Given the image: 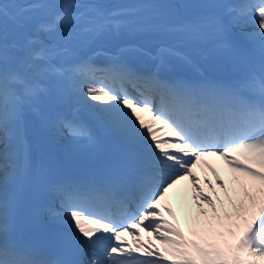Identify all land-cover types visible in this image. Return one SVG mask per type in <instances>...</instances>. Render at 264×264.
<instances>
[{"label": "snow or ice", "instance_id": "6c2138e0", "mask_svg": "<svg viewBox=\"0 0 264 264\" xmlns=\"http://www.w3.org/2000/svg\"><path fill=\"white\" fill-rule=\"evenodd\" d=\"M52 8L58 11L37 27L48 42L25 34L19 44V32L9 41L10 25L22 30L37 13ZM235 10L228 6L226 15ZM176 11L177 6L156 0L116 5L98 0H67L59 5L46 0H0V264H264V0L242 6L231 18V24H247L251 16L258 31L249 37L255 38L257 47L246 62L258 58L260 65L258 73L249 67L245 78L232 85L166 81L157 73L138 72L129 63L128 57L145 55L160 64L169 58L191 63L176 45L161 44L154 53L122 47L104 68L94 66L91 57H78L81 49L98 41L139 33L177 42L211 40L215 50L245 59L223 17L198 16L169 24L167 17ZM10 50L23 55L10 57ZM98 72L105 75L97 77ZM114 79L140 81L158 90L161 109L154 113L150 98L137 101L123 88L115 90L109 84ZM49 80H55L51 87L43 83ZM69 94L84 106L90 120L80 117L79 108L71 115L44 117L45 109ZM25 110L89 151L99 148L97 130L118 135L125 145L101 176L51 182L53 200L46 211L69 224L77 245L91 250L86 261L70 254L49 258L15 239L17 199L9 186L22 183L32 170L24 136ZM144 114L150 119L146 121ZM156 125L166 129L170 138H158ZM206 158L222 162L231 174L233 190ZM202 162L215 183L196 174ZM36 179L48 183L47 170L41 168ZM184 182L189 194L178 197L179 211L174 213L166 201ZM189 199L195 215L190 214ZM97 200L125 207L139 200V215L117 223L92 207ZM182 217L188 224L187 235L178 226ZM32 225L38 227V221ZM133 230L150 239L140 242ZM125 235L133 237V245H126Z\"/></svg>", "mask_w": 264, "mask_h": 264}, {"label": "rangeland", "instance_id": "374dc122", "mask_svg": "<svg viewBox=\"0 0 264 264\" xmlns=\"http://www.w3.org/2000/svg\"><path fill=\"white\" fill-rule=\"evenodd\" d=\"M238 1L239 0H156V2H158V3L171 4V5L177 6V11L175 13L171 14V16H170L171 22H176L177 20L183 19L185 16H188L197 8H205V7H199L198 5L209 4V3H214L217 5H220V7L205 8V9H208L210 12L221 13V15H226V9L228 6H236L235 7L236 10L231 13V15H233L239 9V7L237 5ZM46 2L49 4H52V5H59V4L67 2V0H46ZM98 2L106 3L109 5H116V4H120V3L129 2V0H98ZM185 4L190 5V6L189 7H181L182 5H185ZM224 7H226V8L224 9ZM216 9H218V10H216ZM56 11H58V9L52 8V9L47 10L46 12L37 13L33 19H31L30 21L27 22L26 27L22 30H16L10 25L9 26V34H10L9 35V41L11 42L13 36L17 32H19V33H21V35H19V37L17 39V42L19 44H23V35H25V34L28 36H33V37L39 35L42 40H44L45 42H48L49 37L47 35L37 33V27L40 23L49 22V20L52 18V16L55 15ZM239 24L242 26L243 30L247 32L248 36H249V30L251 31L252 28H255L258 31L254 22H248L247 24H245L241 21ZM162 39H164V40H162ZM250 39H254V38H250ZM170 40H172V38H170V37H158V36H151V35H145V34H139V33L138 34H130V35L125 34V35L116 36V37L108 39V40L98 41L95 44H93L87 48L81 49V50H86V51L92 50L93 52L98 51L100 46H103L104 44L109 45L112 50L120 49L121 45L122 46L128 45V46L141 47L143 49H151L159 41L167 43ZM197 43H199V41H197ZM101 44H103V45H101ZM147 52H149V51H147ZM97 53H99V54H97ZM13 54L17 55L18 59L23 55L22 52L10 50L9 55L13 56ZM95 55H97V56L100 55V52H96ZM248 55L249 54H247V52H242V53H240V56L244 57L245 59H235L228 54H225V53H222L219 51H215V52H213L212 59L220 60L223 63L227 62V64L230 65L232 70H237L239 67H247L248 69H249V67H251V69H253L252 61L250 62V64L248 62H246V58L248 57ZM130 57L134 58V59H142V56H130ZM58 62L62 63L63 61H58ZM68 62H71V61L69 60ZM222 67H223V64L221 63L220 68H222ZM0 175H2V172H0ZM221 193H220V195H221V197H223L224 194L223 193L221 194ZM189 209H190L191 215L196 214V209L194 208V206H192V204H191V207ZM173 212H174V210H173ZM174 213H178V212H174ZM178 226L181 228L182 231H185V234L187 235L188 224H187V221L183 217L180 219ZM136 234H138V233H136ZM138 235L140 238V242H142V243L146 244L147 241L150 239V237H148L146 234H143V235L138 234ZM131 245H133V240L131 241ZM134 255H136V257H138V258L143 259V257H140V255L138 253H135Z\"/></svg>", "mask_w": 264, "mask_h": 264}, {"label": "bare ground", "instance_id": "6f19581e", "mask_svg": "<svg viewBox=\"0 0 264 264\" xmlns=\"http://www.w3.org/2000/svg\"><path fill=\"white\" fill-rule=\"evenodd\" d=\"M248 1H254V0H248ZM246 2H247L246 0H243V1H241V4H245ZM251 31L256 32L257 30L255 28H252ZM10 57H14V56L10 55ZM14 58H16V57H14ZM144 60L146 62L148 61L150 63H152V61H153V59L149 58V56H147V55H145ZM177 60H179V59H177ZM179 61H180L179 64H182V66H184V67H188L191 64V63H185L181 60H179ZM178 68H181V65H179ZM162 69L166 72L171 71L173 69L172 65H169V60L163 63ZM47 82L55 83V80H49ZM76 103H78V101H76L73 104H71V102L67 103V99H66V95H65L64 98L62 100H60L57 104L58 105L62 104L63 106H65L66 108L69 109L72 106H74ZM80 109H85V108L82 107ZM52 110L45 109V111H47V112H52ZM153 112L155 113L156 110L153 109ZM57 113H63V110L61 108H57L53 113H49L50 119L54 118V116ZM144 115H145L146 121L150 119V117L147 114H144ZM36 121L34 123L31 121L29 123V129H28L29 134L31 135V137L33 138L34 141L39 139V138H37L36 134H43V137H42L43 139L47 138V139H51L52 141H56L57 144L61 147L62 154L66 159L74 158L77 155L79 157L82 154H84V150H82V152L76 151V149H78L79 147H83V146L73 144L66 136L58 135L55 128H53L51 126H47L48 130L44 129L43 125L41 124V121L40 122H38V121L36 122ZM154 127L157 130V137L158 138H160V139L170 138V134L167 132L166 129L162 130L161 125H156ZM24 136H27V135L24 133ZM46 144H47V142L45 143L44 146H46ZM38 146L35 145L34 147H38ZM205 162L208 165H210L212 169L215 170V172L220 176V178L228 185L229 189L232 190L233 185H232V181H231V174L223 167L222 162L217 161L214 158H206ZM205 162H202V164L197 167V169L195 170L196 174L201 177L202 181L205 178V176H207L208 179L212 180L213 183H215V179L212 176L211 172H209L208 169L204 166ZM2 176H3V173H2V175H0V178H2ZM217 191H219V190H217ZM188 194H189V186L187 185V182H184L183 184L177 186V189L169 194V197H168V200L166 201V203L170 207L173 208L174 212H178L179 211L178 206H177L178 197H185ZM137 202L139 203V200H137ZM188 204H189V208H190L191 204H192L190 199L188 200ZM133 231H134V233H139L141 235L144 234L143 231H137V230H133ZM132 238H133L132 236L125 235L122 239L126 242V245L130 246ZM105 243L107 244V242H105ZM134 256H136V255H134Z\"/></svg>", "mask_w": 264, "mask_h": 264}]
</instances>
